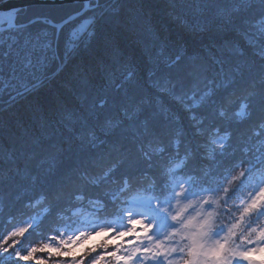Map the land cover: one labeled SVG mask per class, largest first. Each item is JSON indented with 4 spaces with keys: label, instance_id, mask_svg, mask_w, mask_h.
Wrapping results in <instances>:
<instances>
[{
    "label": "trees",
    "instance_id": "16d2710c",
    "mask_svg": "<svg viewBox=\"0 0 264 264\" xmlns=\"http://www.w3.org/2000/svg\"><path fill=\"white\" fill-rule=\"evenodd\" d=\"M91 6L59 29L48 22L81 3L31 6L15 19L30 24L0 31V264H33L46 245L58 253L36 251L44 264H114L115 245L67 256L51 241L92 224L85 215L120 219L136 197L169 205L179 182L196 201L207 193L215 230L256 238L264 0Z\"/></svg>",
    "mask_w": 264,
    "mask_h": 264
},
{
    "label": "rangeland",
    "instance_id": "374dc122",
    "mask_svg": "<svg viewBox=\"0 0 264 264\" xmlns=\"http://www.w3.org/2000/svg\"><path fill=\"white\" fill-rule=\"evenodd\" d=\"M87 24L88 19L79 22L71 30L72 37H77ZM219 190L218 196L223 197L225 188L222 187ZM258 192H262L264 195V182L260 185ZM245 198L247 197L244 195L240 197L241 200ZM205 199H207V193L200 201H196L193 194L188 190L187 183L181 182L177 186L173 206H168L165 202L158 203L149 198L136 197L130 205L123 209V215L120 219L115 218L97 222V219L93 216L85 215L82 220L92 222V224L81 227L69 235L79 236L83 241L87 240L88 236L93 235V233L101 232L103 236H93V240H107L111 239L112 236H116L120 231H127V221L133 220L137 222L135 232L140 235L130 234L115 245V253L117 249L119 250L111 259L108 258L110 261L116 260L114 264H225V261L227 264H248L249 256L257 245L259 249L264 246L263 239L256 241L251 247H245L242 245L241 240L236 241L234 238L237 225L229 222L225 225L224 231H214L213 233V236L218 240V246H207L203 239L202 229L207 219L206 214L212 213L213 209L204 203ZM253 200L256 201V197ZM190 203L191 207H188L187 212L184 213L185 215H190L196 208L201 209L205 215L201 218L199 224L190 225L191 230L184 233L187 242L190 243V246L184 249L181 248L184 241H178L174 235H171V231L177 225L170 220L168 213L174 212L175 205L183 208ZM145 232L146 234H143ZM236 236L240 239L238 235ZM149 237L152 239L149 240ZM59 239L51 241V244L53 246L59 245L57 243ZM129 241H134V243L129 244ZM150 244L152 246H149ZM86 247V245L81 244L72 251L76 255H80ZM132 249H135L134 254L131 252ZM229 252L231 253L229 254ZM80 261L81 258L76 259L74 263L79 264Z\"/></svg>",
    "mask_w": 264,
    "mask_h": 264
},
{
    "label": "clouds",
    "instance_id": "9594fccd",
    "mask_svg": "<svg viewBox=\"0 0 264 264\" xmlns=\"http://www.w3.org/2000/svg\"><path fill=\"white\" fill-rule=\"evenodd\" d=\"M188 207H191V203L184 206L183 208L179 205L174 206V212L168 213L170 220L177 225L175 229L171 231V235H174L178 241H184V243L181 244V248H188L190 246V243L187 242V237L184 236V233L186 231L191 230L190 225L199 224L201 222V218L205 215L201 209L196 208L190 215H185L184 213L187 212ZM207 219L204 222L203 226V239L206 242L207 246L213 247L218 246V240L213 236V233L218 226L219 223H222V219L219 217L218 214L215 213H209L206 214ZM128 230L127 231H120L117 233L116 236H112L111 239L107 240H93V236L101 237L103 236V233L101 232H95L93 235L88 236L87 240H81L79 236L76 235H68L64 237L63 240H57L58 244H61L63 247H66L68 250L65 251L64 255H72V249L75 247L81 246V244L88 246L91 251H95L97 248H106V247H112L116 244H119L124 237L128 235H137L139 236V233L135 232L136 227V221L128 220ZM150 228V226H148ZM111 234V233H109ZM143 234H146L143 233ZM53 239H56L53 237ZM152 238L149 237V240ZM134 243V241H129V244ZM160 243V242H157ZM149 246H152L151 244ZM119 250V249H117ZM131 252L134 254L135 249H132ZM109 255H112L109 253Z\"/></svg>",
    "mask_w": 264,
    "mask_h": 264
},
{
    "label": "water",
    "instance_id": "95a60500",
    "mask_svg": "<svg viewBox=\"0 0 264 264\" xmlns=\"http://www.w3.org/2000/svg\"><path fill=\"white\" fill-rule=\"evenodd\" d=\"M97 0H1L0 1V23L4 21L9 15L12 16V21L7 25H0V31L16 27L14 20L18 11L25 9L31 6L45 5V6H58L63 4H74L82 3L83 10L73 15L59 24L50 23L52 26H62L63 24L77 18L78 15L82 14L85 10L88 9V6L91 2ZM26 25V24H25ZM250 264H260L258 261H252Z\"/></svg>",
    "mask_w": 264,
    "mask_h": 264
},
{
    "label": "snow or ice",
    "instance_id": "6c2138e0",
    "mask_svg": "<svg viewBox=\"0 0 264 264\" xmlns=\"http://www.w3.org/2000/svg\"><path fill=\"white\" fill-rule=\"evenodd\" d=\"M36 251L44 252L47 251L49 257L56 255L58 253V250L55 248H51L50 246H44L43 248L36 250L33 249L27 256L26 260H31L33 261V264H44L43 259H37V257L34 255Z\"/></svg>",
    "mask_w": 264,
    "mask_h": 264
},
{
    "label": "bare ground",
    "instance_id": "6f19581e",
    "mask_svg": "<svg viewBox=\"0 0 264 264\" xmlns=\"http://www.w3.org/2000/svg\"><path fill=\"white\" fill-rule=\"evenodd\" d=\"M5 20H6L7 22H11V21H12V16L9 15L8 17L5 18Z\"/></svg>",
    "mask_w": 264,
    "mask_h": 264
}]
</instances>
